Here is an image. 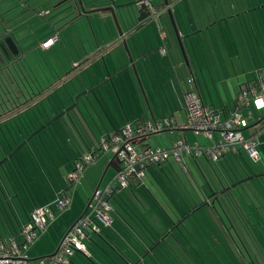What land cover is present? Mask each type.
Masks as SVG:
<instances>
[{
  "label": "crops",
  "instance_id": "1",
  "mask_svg": "<svg viewBox=\"0 0 264 264\" xmlns=\"http://www.w3.org/2000/svg\"><path fill=\"white\" fill-rule=\"evenodd\" d=\"M83 2L85 8L89 10L102 6L106 1L83 0ZM118 2L131 5L133 8L136 7L130 0H118ZM73 3L75 6L73 5L74 11L70 22L80 23L82 25L81 34H83L81 37L75 30L74 38L78 41L80 38L83 39L87 42V46L80 54L77 52L78 57L72 60V65L76 68L68 78L75 77L77 73H84V69L88 67L92 70L89 78L79 81L77 85L79 91L85 95L84 98L88 102V106L95 109V113L99 112L98 107L106 109V114L103 112L100 114L103 115V121H105L101 139L119 131L125 125L134 126L140 122H149L164 117H171L179 124L184 123L186 121L185 93L187 91L198 94L206 106L219 112L224 118L229 110L236 108V98L241 90L253 85L258 73L264 71V0L171 1L169 7L185 47L188 65L183 59L171 20L166 9L163 8L166 7L163 0L153 1V4L159 6L160 10L157 21L153 20L151 24L144 25L136 23L134 26L139 27L130 33L128 32L130 29H127L129 27L125 29V33L128 32L125 35L127 47L146 98L137 85L129 60L123 57L125 51L123 54L118 50L122 43L113 23L111 24L109 14H80L75 1ZM161 34L163 35L161 36ZM53 35L54 33L43 37L37 43L38 48L44 51V54L41 55L42 59L47 56L46 60H48L52 47L62 40L58 34L57 41L46 48L42 47V43ZM61 42L59 52L66 55L68 52L65 51V44L63 41ZM161 47L165 48L164 55L159 52ZM57 67L61 68L62 66ZM56 99L60 105L66 107L70 105L72 97L67 92H63V94L58 93ZM111 103H113L112 106ZM85 106L87 107V105ZM107 106L112 107L110 112L107 110ZM255 108V105L251 104L248 108H238L237 110L243 114L247 122L253 123L257 121L262 112L254 116L253 109L255 110ZM176 131L181 132L180 137L173 136V132ZM244 131L243 129L242 134L247 136L243 133ZM163 133H167L168 136H164ZM151 136L154 137L156 143L154 147L162 149L170 148L172 142L177 138H182L186 143L202 148L212 145L218 138L217 133H213L211 140L190 130H165ZM192 137L194 141H189ZM200 137L206 141V144H201L196 140ZM259 145L261 146L260 142L257 145L260 154ZM96 148L98 146H93L84 153L95 151ZM243 152L240 150L241 154ZM233 155L240 158L238 153L224 154V158L221 157V162L217 161L216 163L219 170L224 171L222 165L227 163L238 167V162L233 158ZM182 157L188 167L187 160L192 157L185 152L182 153ZM199 159L201 158L197 157V160ZM169 163L179 166L172 159L169 160ZM175 164L174 166H176ZM162 167H151L143 178L145 188L140 186L137 191L155 212L159 213V208H164L169 214L172 212L177 214L172 208L171 200L157 183V177L161 176L162 180L165 179V175L160 174L159 169ZM262 176L258 179L240 181L232 187H249V205L252 215L264 219V177ZM81 179L79 180L81 181ZM80 181L72 187L69 206L73 212L74 206H76L79 214L75 215V219L65 220L62 218L52 222L45 235L43 243L45 246L39 248L41 256L30 259L41 258L55 252L64 234L83 213L97 186L90 189L83 181L81 183ZM99 182L102 186V179ZM228 183L232 185L231 182ZM251 188L257 190L254 189L255 191L252 193ZM216 198L222 199L219 195ZM215 199L211 201V203L214 202V207L209 205L200 211L201 214H198L213 219L216 222V230L220 234L234 233L226 221V212L216 203ZM199 215H196L197 218H200ZM200 228L204 231H209L210 228L211 232L215 230L214 226L211 227L205 222H201ZM190 232L192 233L193 230ZM78 255V252L75 253L71 260L79 257Z\"/></svg>",
  "mask_w": 264,
  "mask_h": 264
},
{
  "label": "trees",
  "instance_id": "2",
  "mask_svg": "<svg viewBox=\"0 0 264 264\" xmlns=\"http://www.w3.org/2000/svg\"><path fill=\"white\" fill-rule=\"evenodd\" d=\"M66 1L68 0L62 2ZM158 7L155 5V8L159 9ZM41 11L43 10H40L37 15L44 17L45 14L39 15ZM8 30L9 28H6L4 32H8ZM54 35L58 39V34L55 33ZM13 44L17 48L15 54L9 53L4 40L0 44V239L12 238L19 241L21 229L26 222L30 221L31 212L35 208L50 204L61 195L71 197L72 187L77 182H70L67 176L75 169L76 164H82L81 174L83 173L88 165L83 164L82 157L91 154L94 157V162L105 152L100 149V141L95 151L80 153L78 150L80 153L78 157L74 153L71 154L70 149L76 150V146L79 147V144L75 143L76 146H74L70 141L68 147L65 145V148L69 151V157H66L64 153L66 158L63 159L62 155L57 153L56 147L62 149V143L56 139L52 124L55 121L63 120L64 116H69L68 107L71 106H66L63 109L64 106L60 105L57 100L55 109L46 103L45 99L65 84L76 66L71 64V70L62 72V75H59L57 69H55L50 75L52 81L46 74L42 78L37 69L38 72L34 69V72H32L24 62L26 51L19 50L16 44ZM54 53L56 55V52ZM256 79H254V82H256ZM56 84L57 87L52 89ZM38 107H42L40 113L36 110ZM238 108L244 107L237 105L234 110ZM49 110H51V114ZM262 116L261 112L256 122H248L244 130L249 132V135L257 136L264 131ZM66 126L64 125L65 128ZM151 135L153 134L146 135L141 142L148 145L147 142ZM187 154L192 157L194 163L199 167L197 157H203L212 168L216 178H204L205 185L193 177H187L185 180L173 179L172 174L175 173V163H169L170 159L174 160L173 158L149 166L143 178L151 167L159 168L163 166L159 170L160 174L165 175V179L162 180L161 176L157 177V183L171 200L172 208L177 214L172 211L169 214L164 208H159L161 215L155 212L153 208L146 210L144 204L147 201L139 193L133 192L137 204L141 203L146 210L145 212H149L147 214H144V212L143 216L138 218L130 202H128L131 198L125 196L124 198L123 195H120L121 190L128 187L135 190L139 189L140 186L145 188L143 178L140 180L133 179L130 185L120 188L108 199L111 206V224L103 226L97 222L100 227L99 232H88L86 238H90L91 234L96 235V240L90 239L89 244L86 246L89 255L78 252L79 257L71 260L74 254L77 253L75 252L69 259L70 264H140L141 261H146V264H157L161 258L166 259L170 264V261L173 262L171 254H176L178 245L183 246L185 251L187 246L193 248L192 244L200 241L188 237L187 233L192 234L193 232L191 233L190 230L196 224L193 223L194 221L191 222V219H195L203 208L209 205L214 207V202L211 203V201L218 195L222 199L218 200L216 198L215 200L226 212L228 226L234 230L235 235L240 238L241 242L249 236V243L252 246L255 244L256 248L254 246V250L259 254L261 253L260 257L264 259V219L252 215L248 195L250 188L245 186L232 187L240 181L252 178L258 179L261 175L264 177V173L256 174L254 171L242 167L243 164L240 158L233 155V158L238 162V167L234 165L233 169L228 163L222 165L224 171L219 170L217 167V172L219 170L220 175L211 164L213 162L216 165L217 161H212L204 155ZM238 154L240 157L242 156L240 152ZM220 160L221 158L218 161ZM174 161L179 164V168L181 167L184 173L189 171L183 157L180 161ZM253 161L256 162L257 160ZM183 167H185V170H183ZM235 169L237 174L234 171ZM201 173L204 174L203 171ZM228 182H231L232 185ZM135 184L138 186L135 187ZM254 189H252V193ZM111 199L114 200L115 204H111ZM50 207L53 208L52 204H50ZM137 210L141 211L139 208ZM195 213L197 214L194 215ZM199 217L198 219L201 221L196 224L199 228L201 222L209 225V220H213L201 215ZM24 218H26L25 221ZM188 221L189 223L186 224ZM14 225L18 227V231L16 229L13 231ZM254 226L257 233L251 231ZM257 256L258 254L255 255V257Z\"/></svg>",
  "mask_w": 264,
  "mask_h": 264
},
{
  "label": "rangeland",
  "instance_id": "3",
  "mask_svg": "<svg viewBox=\"0 0 264 264\" xmlns=\"http://www.w3.org/2000/svg\"><path fill=\"white\" fill-rule=\"evenodd\" d=\"M63 0H0V33L3 36H10L13 38V41L18 46L19 50L26 51V57H24V62L28 65L27 67L32 71L33 69L36 71V69L40 72L42 78L44 74L48 75L51 78V72L55 71L57 69V72L59 75H62V72L71 70V64L72 60H75L78 57L79 54L83 51V48L87 46V42H85L83 39L80 38L78 41L74 38L75 36V30H77L81 37L83 34H81V24L80 23H72L70 22L71 16L73 14L74 8V1L76 3V0H70L66 2H62ZM83 2V0H81ZM107 1V0H104ZM128 1V0H125ZM157 1V0H152ZM63 3L61 6L60 4ZM59 4V5H58ZM134 4V3H133ZM84 7L85 4L83 2ZM75 6V5H74ZM46 11L48 10L49 13L45 14L44 17H40L37 15V13L40 11ZM101 15V13H93ZM96 15L93 17L96 18ZM113 23L115 31H117V28L114 24V21L111 18V24ZM6 28H9L8 32H4ZM60 34V37L62 40H60V43L56 44L49 53V59L46 60L47 56H45V59H42L41 55H43L44 51L38 48L37 43L38 41H41L43 37H46L50 34ZM118 33V32H117ZM99 35V34H98ZM101 35V34H100ZM69 39V40H68ZM79 39V38H78ZM63 41V44H65L66 50L68 53L66 55L61 54L59 50L61 49V44ZM262 45V44H260ZM76 48V49H75ZM120 52L124 54L123 57L127 58L129 60V57L127 55V52L122 44L119 45ZM54 52H57L56 55ZM58 54V55H57ZM57 66H62L57 67ZM39 67V68H38ZM59 68V70H58ZM48 69V71H46ZM36 71V72H38ZM87 72V73H86ZM92 70L88 67L84 69V73H77V75L73 78L67 79L65 84L63 86H60L57 90H55L52 95H49L47 99H45L46 103L53 106V108L56 109L57 107V99L56 94L61 93L63 94L67 92L72 97V100L70 102V106L68 107L70 111L69 116H64L63 120L55 121L53 122V128L55 129L56 133V139L62 143V149L59 147H56V151L59 155H62L63 159L66 157H69V151L65 148V145L68 147V144L70 141H72L73 145L76 146L75 143L79 144V147L76 146V150L81 152L88 151L93 146H98L99 142L101 141V135L104 132V124L105 121L103 118V115L101 112L106 114V109L98 107V113H95V109L91 106H88V102L85 100V95L81 93L78 89V83L79 81H85L89 76L91 75ZM86 73V74H85ZM134 73V72H133ZM135 80L137 82L136 76L134 74ZM93 78V77H92ZM138 85V83H137ZM139 86V85H138ZM57 87V84L52 87L54 89ZM140 88V87H139ZM78 89V90H77ZM144 92V91H143ZM144 98H146L145 94ZM87 105V108L86 106ZM113 103H111V106ZM110 107V106H109ZM107 106V110L110 112L112 110ZM42 107L36 108L37 111H42ZM65 109V107L63 108ZM51 110H49L50 112ZM95 111V112H94ZM262 110H258L255 108L253 109L254 116H256L258 113H260ZM52 112H50L51 114ZM83 113V114H82ZM65 121V122H64ZM82 121V122H81ZM64 125H67L66 128ZM174 137H180L181 132L176 131L173 132ZM188 133V132H187ZM245 135H248V132L245 130L243 132ZM164 136H168L167 133H163ZM201 144H206V141H204L201 137L196 139ZM257 140L260 142L261 146L259 145L260 154L257 161H253L246 153H242V156L240 157V160L242 162V167L247 168L248 170L254 171L256 174L264 173V131L258 135ZM189 141H194V138H190ZM148 145L155 146L154 137L150 136L148 139ZM71 154L74 153L76 156H80L79 151L77 152L74 149H70ZM113 151L102 153L92 164L88 165L84 171H83V177L80 181V183L83 181L88 188L96 187L99 183V180L101 179V176L111 160L113 156ZM64 153L66 154V157L64 156ZM54 154V152H53ZM199 166H197L192 158H188L187 163L189 167V171L187 173H184L181 170V167L179 168L178 165L175 166V173L172 174L173 179H183L185 180L187 177L189 178H196L199 180L203 185H205L206 179H214L215 173H213L212 168H210L209 164L204 160L203 157L198 160ZM214 167V169L217 172V166L211 163ZM234 169V166H231ZM240 170V168H238ZM229 170V169H228ZM203 171L204 174L201 172ZM237 174L236 169L234 170ZM220 173L219 170L217 172ZM221 175V173H220ZM115 176V171L108 167V169L105 171L103 177H102V185H105L112 181L114 184L116 182L113 180ZM143 188V186H142ZM255 191V190H254ZM133 192L138 193L137 190H135L132 187H128L125 189H122L120 192V195L126 198H131V200H128L130 202L132 209L134 210L135 214L138 218L143 216V213L151 208V205L149 203H145V208L142 206L141 203L137 204V200L133 195ZM256 193V192H255ZM257 194V193H256ZM124 197V198H125ZM111 204L114 203V200L111 199ZM115 204V203H114ZM139 208L141 211L139 212L137 208ZM71 208H67L62 211L56 212V217L52 221L54 222L57 219L65 218V220H69L71 218L75 219V215H78L79 212L77 210V207L74 206V212L71 210ZM149 212H145L144 214H147ZM154 214V213H153ZM26 218H24V221ZM194 221V222H193ZM199 220L196 216L195 219H191V222L196 223L199 222ZM50 222L43 232L38 231V238L33 241L27 248V254L29 258L32 257H39L41 254H39V248L44 247L43 245L45 241V235L48 233L47 230L52 223ZM156 222V221H155ZM26 222L25 224H27ZM186 222V224H188ZM196 224H194L192 230L193 233H187L188 237H192L193 239H198V243L192 244L193 248L186 247L185 251L183 250V246H177L176 248V254L172 255L173 262L170 261V264H264V259H262L261 253L259 254L256 250H254V246L251 245L250 239L248 240L249 236L246 237V239H243V242H241L240 238L235 235V233H226L220 234L216 230V222L214 220H209V225L211 227H215L214 231H210L212 229H208L209 231L199 228ZM15 229L18 231V227L14 225ZM12 229V227H10ZM196 229V230H195ZM1 228V232H2ZM195 231V234H194ZM234 232V230H232ZM251 231H254V233H257V229L254 228L251 229ZM214 234V235H213ZM123 236L126 238V236L123 234ZM92 237V238H91ZM94 239L96 240V235L91 234L90 238L84 239V244L87 246L89 244V240ZM240 240V241H239ZM42 243V244H41ZM59 245V244H58ZM249 246V247H248ZM56 247V246H55ZM58 247V246H57ZM191 248V249H190ZM256 248V246H255ZM190 249V250H189ZM255 257V255H257ZM251 256V257H250ZM168 258V257H167ZM162 259V260H161ZM160 262H157V264H168L166 259L161 258ZM140 264H146V261H141Z\"/></svg>",
  "mask_w": 264,
  "mask_h": 264
},
{
  "label": "built area",
  "instance_id": "4",
  "mask_svg": "<svg viewBox=\"0 0 264 264\" xmlns=\"http://www.w3.org/2000/svg\"><path fill=\"white\" fill-rule=\"evenodd\" d=\"M137 7L143 6L149 16L157 21L159 9L155 8L152 0H131ZM175 1V0H169ZM166 9V7H163ZM48 11H41L39 15H44ZM163 34H161L162 36ZM57 36L54 35L42 43V47L50 46ZM159 52L164 55L165 48H159ZM256 82L242 89L236 100L240 107H249L254 104L262 110V125L264 126V71H260L256 77ZM186 121L177 123L171 117H164L149 122H140L134 126L125 125L119 131L111 134L106 139H102L100 149L103 152H110L117 156L120 161V170L116 172L112 181L102 185L92 192L83 214L71 225L62 237L58 249L54 254L37 259H30L27 256L28 246L38 238V231H43L45 227L56 217L57 211L67 209L71 204V197L61 195L52 204L39 206L31 212V219L24 224L21 229V238L0 239V264H67L75 252L89 255L84 244V239L88 232H99L100 227L111 224V206L108 199L120 188L130 185L131 180L143 178L147 168L153 164L164 162L168 158L176 161L182 159V153H190L195 156L204 155L212 161H218L224 154L231 152L237 154L240 150L257 160L259 153L257 149V136L242 134V130L247 127V119L238 110H229L224 118L220 113L206 106L198 94L193 91L185 93ZM165 130H190L195 134H202L212 140L213 133H217L218 138L212 145L199 147L190 145L182 138L173 141L170 149L153 147L141 142L146 135L155 134ZM94 157L91 154L82 157L83 164L90 165ZM185 170V167H183ZM82 172V164H76L75 169L68 174L67 179L76 183Z\"/></svg>",
  "mask_w": 264,
  "mask_h": 264
},
{
  "label": "water",
  "instance_id": "5",
  "mask_svg": "<svg viewBox=\"0 0 264 264\" xmlns=\"http://www.w3.org/2000/svg\"><path fill=\"white\" fill-rule=\"evenodd\" d=\"M164 5L166 6V12L171 20V24L172 27L174 29L175 35L177 37L178 40V44L183 56V59L185 61V64L188 65V59L186 56V51H185V47L183 45V42L180 38V33L178 30V27L176 25V22L174 20L173 14H172V10L170 9V2L169 0H163ZM76 6L79 10L80 14H91V13H107L109 14L110 18H112V20L114 21V24L117 28V32H118V36L120 38V41L122 43V45L124 46L127 55L129 57V62L131 64V67L133 69V72L136 76L137 79V83L140 87L141 92L143 93V89H142V84L141 81L139 79V76L137 74V71L135 69V66L133 64V59L131 58V55L129 53L128 47H127V42H126V36L128 34V32H132L135 31L136 26H134L136 23H139L141 25L144 24H151L153 22V17L149 16V13L146 12V10L144 9L143 6L141 7H137L135 4L134 6L136 7H131V5H125V4H120L118 2V0H107L105 2V4H103L100 7L94 8V9H86L83 5V2L81 0H76ZM129 27V28H127ZM130 29L127 33H125V29ZM111 162L107 165V167L105 168V171L107 170L108 167H111L115 173L118 172L120 170V161L117 158V156L115 154H113L111 160ZM105 171L102 174V177L105 173ZM101 177V179H102ZM99 184L97 185V187H99ZM96 187V188H97ZM86 209V207H85ZM84 209V211H85ZM58 249V248H57ZM57 249L55 250V252L57 251ZM55 252H53L52 254H54ZM48 256V255H47Z\"/></svg>",
  "mask_w": 264,
  "mask_h": 264
},
{
  "label": "flooded vegetation",
  "instance_id": "6",
  "mask_svg": "<svg viewBox=\"0 0 264 264\" xmlns=\"http://www.w3.org/2000/svg\"><path fill=\"white\" fill-rule=\"evenodd\" d=\"M4 40L5 44H6V49L9 51V53L11 54H15L17 52V48L15 47V45L13 43H15V41H13V38H11L10 36H3L0 33V44L1 41ZM13 41V42H12ZM16 44V43H15ZM17 46V44H16ZM18 47V46H17Z\"/></svg>",
  "mask_w": 264,
  "mask_h": 264
}]
</instances>
